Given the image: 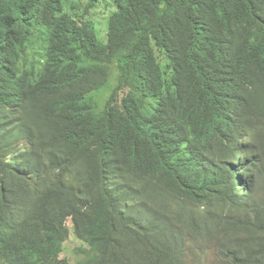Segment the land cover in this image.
<instances>
[{
  "label": "trees",
  "instance_id": "16d2710c",
  "mask_svg": "<svg viewBox=\"0 0 264 264\" xmlns=\"http://www.w3.org/2000/svg\"><path fill=\"white\" fill-rule=\"evenodd\" d=\"M102 1L0 0V264H264V0Z\"/></svg>",
  "mask_w": 264,
  "mask_h": 264
},
{
  "label": "rangeland",
  "instance_id": "374dc122",
  "mask_svg": "<svg viewBox=\"0 0 264 264\" xmlns=\"http://www.w3.org/2000/svg\"><path fill=\"white\" fill-rule=\"evenodd\" d=\"M83 3L80 6V8L83 11H86L87 6L85 5V2L87 0H82ZM113 12L111 5L108 3L107 0L100 2L97 4V6L94 9H91L90 12L87 15V20L92 23L94 26V30L97 36V39L103 43H107L108 36H107V28H108V19ZM73 14L77 17L80 15V11L76 10L73 11ZM116 78L117 74L114 70L113 72V79H112V86H109V89L106 91L104 90L101 94H99V108L101 109L105 99L110 94V89L116 86ZM68 227H71L70 223L68 222ZM86 246H84L80 241H78L75 236L70 232V235L68 237V241L65 243L64 246V252L62 254L63 259H67L70 261L71 264H75L78 261H81L84 259L83 251H80V249H84ZM191 257V256H190ZM192 258V257H191ZM191 258H188L187 264H195ZM219 260L218 258H214L213 254H210L208 256V262H205L203 264H211V263H217Z\"/></svg>",
  "mask_w": 264,
  "mask_h": 264
},
{
  "label": "clouds",
  "instance_id": "9594fccd",
  "mask_svg": "<svg viewBox=\"0 0 264 264\" xmlns=\"http://www.w3.org/2000/svg\"><path fill=\"white\" fill-rule=\"evenodd\" d=\"M69 223H70V225H71V222L70 221H68ZM67 226H68V224H67ZM71 227H72V225H71ZM71 227H68L69 228V235H70V232L74 235V233H73V231H72V229H71ZM75 236V235H74ZM69 237V236H68ZM75 238H76V236H75ZM77 239V238H76ZM78 240V239H77ZM68 241V240H67ZM79 241V240H78ZM81 242V241H80ZM82 243V242H81ZM64 246H65V244H64ZM84 249H87V246H86V248H84ZM80 251H82L81 249H80ZM83 254H84V252H83ZM188 256H190V255H188ZM61 258H62V256H61ZM63 259V258H62ZM84 259H85V256H84ZM83 259V260H84ZM67 260V259H66ZM83 260H81V261H83ZM81 261H78V262H81ZM68 262H70V261H68ZM78 262H76V263H78ZM75 263V264H76Z\"/></svg>",
  "mask_w": 264,
  "mask_h": 264
},
{
  "label": "bare ground",
  "instance_id": "6f19581e",
  "mask_svg": "<svg viewBox=\"0 0 264 264\" xmlns=\"http://www.w3.org/2000/svg\"><path fill=\"white\" fill-rule=\"evenodd\" d=\"M235 225V224H234ZM223 227H225V226H223ZM229 232V231H228ZM229 234V233H228ZM207 260V259H206Z\"/></svg>",
  "mask_w": 264,
  "mask_h": 264
}]
</instances>
